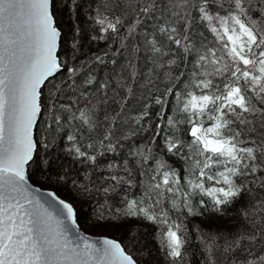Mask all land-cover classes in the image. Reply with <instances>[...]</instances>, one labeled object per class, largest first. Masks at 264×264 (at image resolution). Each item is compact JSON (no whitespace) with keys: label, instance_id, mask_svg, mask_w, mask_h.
<instances>
[{"label":"snow or ice","instance_id":"6c2138e0","mask_svg":"<svg viewBox=\"0 0 264 264\" xmlns=\"http://www.w3.org/2000/svg\"><path fill=\"white\" fill-rule=\"evenodd\" d=\"M0 264H264V0H0Z\"/></svg>","mask_w":264,"mask_h":264},{"label":"trees","instance_id":"16d2710c","mask_svg":"<svg viewBox=\"0 0 264 264\" xmlns=\"http://www.w3.org/2000/svg\"><path fill=\"white\" fill-rule=\"evenodd\" d=\"M79 19L82 21L83 17L79 16V13H77ZM70 21L66 20V24L70 25ZM92 51H95V48L91 49ZM57 165H55L53 163V165L48 169V171L50 173H55L57 171ZM44 187H48V184L43 185ZM61 194L66 195V192H61ZM77 207V216L78 219H80L81 221H87L88 223L91 221L92 219V211H91V205L87 202H80L77 203L76 205ZM195 222L194 221H189V227L191 228L193 226ZM140 228V233H141V241L143 244H146L150 247V249H155L156 248V242L153 239V232H152V227L149 225H145V224H141L139 226ZM114 236H118L119 232H113ZM193 241H195V234H193ZM192 249H198L199 248V244L198 243H193L190 246ZM150 256L151 257H156L157 253L156 251H150ZM161 261H162V257H160Z\"/></svg>","mask_w":264,"mask_h":264},{"label":"rangeland","instance_id":"374dc122","mask_svg":"<svg viewBox=\"0 0 264 264\" xmlns=\"http://www.w3.org/2000/svg\"><path fill=\"white\" fill-rule=\"evenodd\" d=\"M60 195L64 196L63 194L59 193ZM80 221V226L82 228V230L91 235V236H99V235H112L113 231L111 229H101V228H95V227H91L90 224L87 221Z\"/></svg>","mask_w":264,"mask_h":264},{"label":"water","instance_id":"95a60500","mask_svg":"<svg viewBox=\"0 0 264 264\" xmlns=\"http://www.w3.org/2000/svg\"><path fill=\"white\" fill-rule=\"evenodd\" d=\"M82 229V228H81ZM83 231V230H82ZM85 234H87V233H85ZM87 235H89V234H87ZM91 236V235H90ZM93 237H97V236H93Z\"/></svg>","mask_w":264,"mask_h":264}]
</instances>
